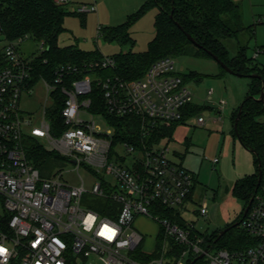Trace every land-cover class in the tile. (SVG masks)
Listing matches in <instances>:
<instances>
[{"label": "built area", "instance_id": "2783aa9c", "mask_svg": "<svg viewBox=\"0 0 264 264\" xmlns=\"http://www.w3.org/2000/svg\"><path fill=\"white\" fill-rule=\"evenodd\" d=\"M54 1L69 4V0ZM88 11L83 6L77 13ZM28 38L8 40L0 23V264H188L200 256L207 258L206 264H264V152L261 183L241 224L252 243L229 250L216 248L186 219L197 176L169 157L168 144H163L169 138L150 143L159 127L184 121L187 107L194 104L190 81L176 71L175 58L156 61L142 78L131 81L89 74L114 69L113 57L85 63L83 68L60 65L49 81L36 74L46 44L36 41L37 55L25 58L19 46ZM85 70L89 73L84 74ZM79 73L84 76L63 86ZM94 83L101 87L105 115L136 119L137 131L130 135L134 142L120 138L106 116L92 110L89 96ZM38 85L44 87L46 99L36 124L34 115H25L21 104L24 95H32ZM60 89L65 96L61 113L65 129L56 135L49 112ZM213 94V90L207 92L208 100ZM220 105L219 114L225 100ZM222 120L219 116L213 122ZM206 123L202 115L197 117L199 127ZM32 138L71 160L77 169L86 166L96 180L91 192L83 181L79 187H70L61 176L43 177L29 159L27 141ZM144 139L147 144L141 142ZM218 162L213 159L214 164ZM108 176L113 180H107ZM87 193L93 198L84 207ZM98 199L113 202L106 208L110 215L90 207ZM164 209L170 216L161 213ZM197 213L206 217L207 203ZM140 217L159 225L154 251L142 246L144 237L134 226Z\"/></svg>", "mask_w": 264, "mask_h": 264}, {"label": "rangeland", "instance_id": "374dc122", "mask_svg": "<svg viewBox=\"0 0 264 264\" xmlns=\"http://www.w3.org/2000/svg\"><path fill=\"white\" fill-rule=\"evenodd\" d=\"M65 5L71 13L65 19L66 31L59 37L61 47L76 46L82 51H99L103 57H113L122 52L144 53L156 36L155 21L159 12L153 7L144 13L130 29L135 46H123L117 42H106L104 30L124 24L128 18L139 11L148 0H70ZM241 8L242 23L245 28L236 39L224 41L231 56H236L240 48L245 49L250 67L264 69V0H233ZM87 6L88 12L74 15L79 7ZM94 7V11L90 10ZM25 58L37 55L40 45L32 38L26 39L20 46ZM176 71L189 74L194 72L202 77L201 83L190 81L194 91V104L203 107L201 115L207 123L203 127L192 116L179 124L172 136L163 144H168L169 157L195 174L194 201L189 204L186 219L195 223L197 230L209 238L217 230L225 229L241 219L246 202L235 190L248 177L258 172L256 156L250 152L235 135L233 115L249 94L252 79L238 77L224 72L217 61L195 56H181L176 59ZM213 90L211 100L207 92ZM46 99L44 87L38 85L32 95L25 94L21 108L25 115L33 114L34 123L41 120L42 105ZM225 100L223 111L220 101ZM222 117L214 123L213 119ZM264 121V117L261 119ZM102 129L103 121L98 119ZM47 148V147H46ZM49 150V148H47ZM57 154V153H56ZM59 155V154H57ZM60 156V155H59ZM218 158L217 164L213 159ZM43 177L61 176L62 183L70 187H79L84 182L85 189L91 192L95 178L86 166H77L67 158L54 159L49 163ZM97 179V178H96ZM107 180L112 181L111 176ZM92 195L87 193L83 206L89 207ZM203 203L208 205V215L201 217L199 211ZM135 228L144 237L142 246L149 252L157 247L156 237L159 225L156 222L135 223ZM242 229V227L240 226ZM206 261L207 258L201 259Z\"/></svg>", "mask_w": 264, "mask_h": 264}, {"label": "trees", "instance_id": "16d2710c", "mask_svg": "<svg viewBox=\"0 0 264 264\" xmlns=\"http://www.w3.org/2000/svg\"><path fill=\"white\" fill-rule=\"evenodd\" d=\"M153 7L159 10L155 21L156 36L146 52H122L113 56L116 62L114 69L90 73L85 70L83 73L103 79L119 76L131 81L142 78L149 67L162 58L177 59L191 55L213 60L217 57L235 74H259L260 78L252 79L249 94L243 101L242 115L237 130L235 121L240 107L233 115V126L235 135L241 143L248 149L256 150L260 160H263L264 121L261 119L264 117V102L257 99L263 88L264 69L249 66L245 49L240 48L238 54L233 57L224 44L225 40L236 39L245 30L240 6L233 0H148L124 24L105 29L104 40L109 43L117 42L123 46H135L130 33L131 26ZM70 15L71 13L66 11L64 6L58 5L54 0H0V23L8 40H17L28 35L35 41L45 42L47 52L37 61L36 74L49 81L54 78L55 70L60 65L72 64L83 68L85 63L89 64L104 58L99 51L85 52L76 46L61 47L58 44L59 37L66 31L65 19ZM74 15L81 14L75 12ZM188 35L192 40L188 38ZM44 60H47V63H44ZM222 70L226 72L223 68ZM83 73L67 78L63 86L67 87L72 80L82 78ZM184 77L186 81H194L197 84L202 81V77L194 72ZM89 97L92 100V110L105 115L103 93L96 83ZM64 106L65 96L60 89L57 92L55 107L49 112L51 128L56 135L65 129L61 115ZM202 112L203 107L196 104L189 105L185 111L184 121L192 116H199ZM105 116L120 138L131 143L135 141L132 137L130 138V135L137 131L136 119H112ZM181 122L173 123L170 127H159L150 138V143L159 142L163 138L171 139ZM141 142L147 144L148 140L144 139ZM27 145L29 159L40 170L41 175L45 174L50 162L62 158L36 139H29ZM256 161L258 165L257 157ZM258 172L255 176L246 178L235 190L236 194L245 200L246 207L256 195ZM111 205H113L111 200L98 199L90 207L100 215L108 216L110 214L106 212V208ZM161 213L164 216H170L165 209ZM243 218L244 213L241 219L235 222L239 225L229 230L220 239L221 230H217L206 240L215 243L216 248L229 250L241 249L248 243H252L251 238L240 228ZM193 261L194 259H191L188 264H192ZM195 264H206V261L198 260Z\"/></svg>", "mask_w": 264, "mask_h": 264}, {"label": "water", "instance_id": "95a60500", "mask_svg": "<svg viewBox=\"0 0 264 264\" xmlns=\"http://www.w3.org/2000/svg\"><path fill=\"white\" fill-rule=\"evenodd\" d=\"M188 38L190 40H192V38L188 35ZM215 61H217V63H219V65L229 74H234V75H237L238 77H247V78H250V79H254V78H260V75L259 74H248V75H244V74H235L230 68H228L223 62H221L217 57L214 58ZM258 101H261V102H264V82H263V88H262V92H261V95L260 97L257 99ZM243 104H241L240 108H239V112H238V116H237V119L235 121V129L237 130V126H238V122L241 118V115H242V107H243ZM248 149V148H247ZM250 152H252L258 159L259 163H258V168H259V178H258V183H257V187H256V192L260 186V183H261V179H262V170H261V161H260V158H259V155H258V152L256 150H253V149H248ZM253 200H254V197L250 200L249 202V205L246 207L245 209V212H244V217L247 215V213L249 212V209L251 207V204L253 203ZM239 223H233L232 225L226 227L225 229H223L220 234H219V239L224 236L229 230H231L232 228H235L236 226H238ZM203 256H200L199 258L195 259L193 261L192 264H195L199 259H202Z\"/></svg>", "mask_w": 264, "mask_h": 264}, {"label": "crops", "instance_id": "0c3cea01", "mask_svg": "<svg viewBox=\"0 0 264 264\" xmlns=\"http://www.w3.org/2000/svg\"><path fill=\"white\" fill-rule=\"evenodd\" d=\"M69 3H71L70 0H69ZM196 105H197V104H196ZM148 222L150 223V222H152V221L148 220V219L145 218V217H140V218H138L137 221H136V223H140V224L148 223ZM158 235H159V232H158V234H157L156 241L158 240Z\"/></svg>", "mask_w": 264, "mask_h": 264}, {"label": "flooded vegetation", "instance_id": "af4514ba", "mask_svg": "<svg viewBox=\"0 0 264 264\" xmlns=\"http://www.w3.org/2000/svg\"><path fill=\"white\" fill-rule=\"evenodd\" d=\"M258 170H259V168H258ZM258 173H259V172H258ZM222 230H223V229H222ZM222 230H221V231H222Z\"/></svg>", "mask_w": 264, "mask_h": 264}, {"label": "snow or ice", "instance_id": "6c2138e0", "mask_svg": "<svg viewBox=\"0 0 264 264\" xmlns=\"http://www.w3.org/2000/svg\"><path fill=\"white\" fill-rule=\"evenodd\" d=\"M0 251H2V250H0Z\"/></svg>", "mask_w": 264, "mask_h": 264}]
</instances>
